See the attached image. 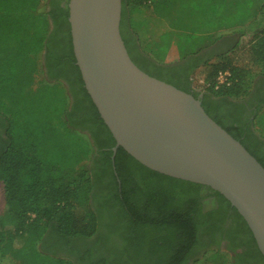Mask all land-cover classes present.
I'll return each mask as SVG.
<instances>
[{
    "label": "trees",
    "instance_id": "16d2710c",
    "mask_svg": "<svg viewBox=\"0 0 264 264\" xmlns=\"http://www.w3.org/2000/svg\"><path fill=\"white\" fill-rule=\"evenodd\" d=\"M68 3L0 0V264H76L41 244L67 247L100 228L102 246L70 251L79 262L231 264L210 250L209 240L227 233L237 241L236 264H264L248 225L218 192L156 173L123 148L113 165L116 142L76 65ZM227 33L239 37L236 45L199 56ZM121 35L142 71L201 96L205 112L264 168V102L254 114L255 143L208 104L243 100L264 79V0H122ZM220 71L230 73L229 85H216ZM209 191L218 209L204 213Z\"/></svg>",
    "mask_w": 264,
    "mask_h": 264
},
{
    "label": "water",
    "instance_id": "95a60500",
    "mask_svg": "<svg viewBox=\"0 0 264 264\" xmlns=\"http://www.w3.org/2000/svg\"><path fill=\"white\" fill-rule=\"evenodd\" d=\"M68 7L76 65L116 142L113 165L123 148L156 173L218 192L264 257L263 166L205 112L201 98L133 62L121 35L122 0H69Z\"/></svg>",
    "mask_w": 264,
    "mask_h": 264
},
{
    "label": "flooded vegetation",
    "instance_id": "af4514ba",
    "mask_svg": "<svg viewBox=\"0 0 264 264\" xmlns=\"http://www.w3.org/2000/svg\"><path fill=\"white\" fill-rule=\"evenodd\" d=\"M239 38H234L233 35H225L220 40H218L214 45H212L210 48L204 50L199 56L200 57H207L209 55H214L215 57L217 55H222L223 53H226L228 49L233 47L236 41H238ZM235 40V42H234ZM185 64L187 63L184 62ZM193 62H190L188 66L190 67ZM43 65H44V73L45 76L48 77V67H47V58L46 53L43 55ZM186 67L187 69L189 67ZM201 98V96H200ZM261 102H264V79L263 78H257L254 81L253 88L251 90V93L243 100L239 101H232V100H213L209 101V107L216 110L221 117L227 121L228 125H233L236 129L241 131V133L251 142L255 143L257 141L256 137L257 135L254 132L253 129V122H254V114L257 111L258 107L260 106ZM78 118V117H77ZM3 135V136H2ZM0 136L5 138V135L2 134V129L0 128ZM6 139V138H5ZM262 142V140H259ZM264 143V142H263ZM205 201H209L210 203L209 208L207 204L204 205V213H210L214 210L218 209L217 202H215V196L213 195L212 191L204 193ZM232 227L231 220H227L225 224V230H229ZM103 230L100 228L98 230V233L91 239L81 241V240H74V243L64 247L55 245L56 241L51 240L49 238H46L41 244V248L51 251L54 253H57L58 256L63 258H73L74 262L76 264H84L79 262L78 256L71 252H80L83 253L84 250H86V247H92L93 245H103L101 244L103 241ZM227 233H224L222 235H215L214 239H210L213 235L207 236L206 240H209L210 242H214L212 247H210V250H220L221 253L227 254L231 260V264H236L235 258L237 257V253L239 250L237 247V241L232 242L228 237ZM216 242V243H215ZM115 240H109L107 239L105 245L108 247H111L115 245ZM100 247V246H99ZM71 251V252H70Z\"/></svg>",
    "mask_w": 264,
    "mask_h": 264
},
{
    "label": "rangeland",
    "instance_id": "374dc122",
    "mask_svg": "<svg viewBox=\"0 0 264 264\" xmlns=\"http://www.w3.org/2000/svg\"><path fill=\"white\" fill-rule=\"evenodd\" d=\"M226 35H232V34L227 33ZM233 36H234V38H236V40H237V38H239V37L236 36V35H233ZM238 41H239V39H238ZM238 41L235 42V40H234L235 44H236ZM188 46H189L188 44H185V43H184V44L182 45V48H189ZM39 60L41 61V58H39ZM41 65H42V62H41ZM199 72H200V70H198V71L195 73V75H194V79H195V80H196V78H197ZM43 77H44L43 74H41V73H38V74H37V76H36V82H35L36 85H37L38 82H40V81L43 79ZM87 165H88V163H87ZM5 209H6V204H5V198H4V187H3L2 184H0V216L4 213ZM14 264H16V263H14ZM221 264H229V259H228V257H227V258L224 257V260H223V262H222Z\"/></svg>",
    "mask_w": 264,
    "mask_h": 264
},
{
    "label": "built area",
    "instance_id": "2783aa9c",
    "mask_svg": "<svg viewBox=\"0 0 264 264\" xmlns=\"http://www.w3.org/2000/svg\"><path fill=\"white\" fill-rule=\"evenodd\" d=\"M230 84V73L228 71H220L217 75L216 85H229ZM198 85H203L202 81H199Z\"/></svg>",
    "mask_w": 264,
    "mask_h": 264
}]
</instances>
